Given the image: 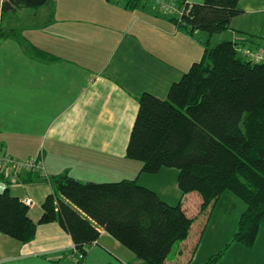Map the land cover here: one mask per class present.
Returning <instances> with one entry per match:
<instances>
[{
    "label": "crops",
    "instance_id": "obj_1",
    "mask_svg": "<svg viewBox=\"0 0 264 264\" xmlns=\"http://www.w3.org/2000/svg\"><path fill=\"white\" fill-rule=\"evenodd\" d=\"M124 1L52 0L3 14L0 0V28L20 31L55 57L32 56L14 35L0 38V151L23 159L42 155L47 177L137 179L170 204L182 201L196 217L167 263L204 264L231 241L242 212L234 214L232 227L211 226L214 209L200 213V195L182 194L177 168L141 172V163L128 158L127 146L138 98L144 92L166 98L172 84L202 59L208 35H190L170 20L173 12L149 4L129 8ZM238 5L242 12L228 30L212 35V42L236 40L264 50V0H239ZM27 175L16 183L0 175V191L8 187L24 201L31 198L30 217L39 222L53 187L45 177ZM73 245L58 221L39 223L29 242L0 231V264L72 263ZM84 264L149 263L103 229ZM215 264H264V226L253 247L235 242Z\"/></svg>",
    "mask_w": 264,
    "mask_h": 264
},
{
    "label": "trees",
    "instance_id": "obj_2",
    "mask_svg": "<svg viewBox=\"0 0 264 264\" xmlns=\"http://www.w3.org/2000/svg\"><path fill=\"white\" fill-rule=\"evenodd\" d=\"M51 1L3 0L2 11L37 9ZM238 2L176 1L183 13H174L170 20L190 35H208L204 56L172 84L166 98L149 92L138 98L127 146L128 158L141 163V172L177 168L182 194L200 195V213L213 210L229 193L245 203L231 241L204 264H215L235 242L253 247L264 226V60L243 55L236 40H211L228 30L242 12ZM124 3L129 8L147 5L141 0ZM9 35L16 36L32 56L55 58L20 31L0 28V38ZM45 179L53 192L42 205L39 222L10 188L0 191L1 232L29 242L39 223L58 221L85 255L104 229L149 264H168L170 252L188 237L196 217L182 201L170 204L137 179L82 181L67 173Z\"/></svg>",
    "mask_w": 264,
    "mask_h": 264
},
{
    "label": "built area",
    "instance_id": "obj_3",
    "mask_svg": "<svg viewBox=\"0 0 264 264\" xmlns=\"http://www.w3.org/2000/svg\"><path fill=\"white\" fill-rule=\"evenodd\" d=\"M141 2L144 4H151L164 12H173L177 15L183 13V9L177 5L175 0H141ZM238 49L243 55L255 61L264 60V50L255 52L249 47L242 45V43L238 45ZM44 170L42 155L23 159L13 156L8 152L0 151V175L4 176L11 183L19 182L22 175L28 172H35L42 178L47 177ZM25 202L30 204L32 200L31 198H27ZM72 249L74 250L75 256L74 254L70 255L69 260L74 261L67 264H84V253L79 251L75 244Z\"/></svg>",
    "mask_w": 264,
    "mask_h": 264
},
{
    "label": "rangeland",
    "instance_id": "obj_4",
    "mask_svg": "<svg viewBox=\"0 0 264 264\" xmlns=\"http://www.w3.org/2000/svg\"><path fill=\"white\" fill-rule=\"evenodd\" d=\"M149 5H151V4H149ZM242 45H244V44H242ZM247 47H249V46L247 45ZM258 51L259 50H256L255 52H258ZM245 206H246L245 203L242 200H240L239 198L235 197L232 193L224 195L222 197V199L218 202L216 207L214 208L215 215H213L214 217L211 219V222H210L211 226H213V224H218L217 225L218 227H222L225 225L232 227V217L238 211L242 212L245 209ZM226 209L228 210V213L226 215H222V210H226ZM222 216H223V219L218 221L220 218H222ZM237 229H238V227L235 228L234 232H236ZM233 236H234V234H233ZM233 236H232V238H233ZM175 249H176V247H175Z\"/></svg>",
    "mask_w": 264,
    "mask_h": 264
}]
</instances>
